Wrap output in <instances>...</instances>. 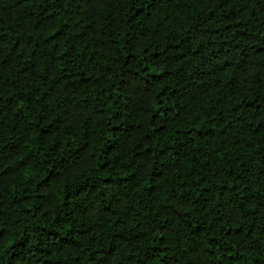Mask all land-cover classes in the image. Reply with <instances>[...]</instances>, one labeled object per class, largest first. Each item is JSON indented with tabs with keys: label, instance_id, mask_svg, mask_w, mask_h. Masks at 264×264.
Wrapping results in <instances>:
<instances>
[{
	"label": "trees",
	"instance_id": "obj_1",
	"mask_svg": "<svg viewBox=\"0 0 264 264\" xmlns=\"http://www.w3.org/2000/svg\"><path fill=\"white\" fill-rule=\"evenodd\" d=\"M0 264H264V0H0Z\"/></svg>",
	"mask_w": 264,
	"mask_h": 264
}]
</instances>
